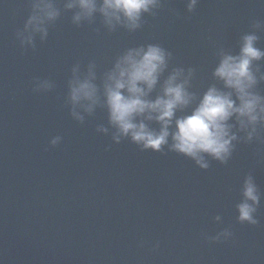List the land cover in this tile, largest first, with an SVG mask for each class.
Masks as SVG:
<instances>
[{
	"label": "water",
	"instance_id": "1",
	"mask_svg": "<svg viewBox=\"0 0 264 264\" xmlns=\"http://www.w3.org/2000/svg\"><path fill=\"white\" fill-rule=\"evenodd\" d=\"M54 2L61 15L47 36L21 46L30 0H0V264H264V129L246 143L230 121V158L205 156L202 169L167 146L116 143L104 109L77 108L81 122L68 102L73 68L83 75L93 65L100 85L127 50L150 44L169 54L164 78L191 70L188 90L202 97L216 83L220 49L238 54L241 37L255 32L264 51V30L253 28L264 22V3L200 0L190 13L185 0H161L135 31H109L99 15L73 24L75 10ZM255 69L259 80L264 59ZM37 80L52 87L34 92ZM257 91L264 95V81ZM249 174L261 196L256 226L237 220ZM225 229L231 237L213 242Z\"/></svg>",
	"mask_w": 264,
	"mask_h": 264
},
{
	"label": "clouds",
	"instance_id": "2",
	"mask_svg": "<svg viewBox=\"0 0 264 264\" xmlns=\"http://www.w3.org/2000/svg\"><path fill=\"white\" fill-rule=\"evenodd\" d=\"M199 2L185 0L188 12H193ZM160 3L161 0H64L63 7L75 10L73 24L91 21L99 15L109 31L117 26L135 31L140 27L142 16ZM30 9L23 31L17 33L21 46L32 45L37 34L44 39L48 27L61 15L54 0H30ZM253 28L264 30V22L254 21ZM258 39L255 32L243 35L235 55L220 49L212 72L216 83L199 98L188 90L191 70L185 77L182 68H174L164 78L169 54L159 45L127 50L104 74L100 85L96 83L93 65H89L83 75H77L78 67L73 68V77L68 82L71 114L82 122L83 116L77 113V108L92 114L100 107L106 111L116 143L129 139L142 151L157 153L167 146L170 151L195 161L202 169L208 167L205 156L224 163L237 140L233 133L235 125L230 121L234 120L239 131L245 133L246 143L253 142L254 138L259 140L258 130L264 129V95L257 91L264 75L258 80V69L254 70V62L264 59V51L256 47ZM51 87L49 81L37 80L33 91H46ZM153 92H156L154 98ZM197 99L198 103L191 108ZM190 108V114L177 117V112L184 113ZM97 131L107 132V129L100 127ZM61 139L60 136L52 138L50 145L57 146ZM240 195L241 202L236 205L238 222L256 226L255 214L261 196L251 174L244 179ZM231 235L225 229L213 242Z\"/></svg>",
	"mask_w": 264,
	"mask_h": 264
}]
</instances>
